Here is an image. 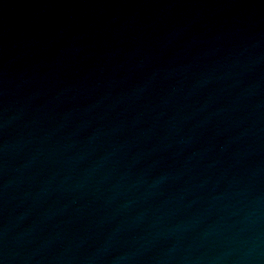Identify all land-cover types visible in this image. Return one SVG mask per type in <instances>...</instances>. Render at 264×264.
<instances>
[{"label": "water", "instance_id": "95a60500", "mask_svg": "<svg viewBox=\"0 0 264 264\" xmlns=\"http://www.w3.org/2000/svg\"><path fill=\"white\" fill-rule=\"evenodd\" d=\"M0 264H264V0H0Z\"/></svg>", "mask_w": 264, "mask_h": 264}]
</instances>
